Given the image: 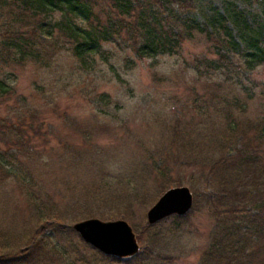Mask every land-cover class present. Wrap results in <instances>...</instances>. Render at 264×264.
Here are the masks:
<instances>
[{"label": "rangeland", "instance_id": "rangeland-1", "mask_svg": "<svg viewBox=\"0 0 264 264\" xmlns=\"http://www.w3.org/2000/svg\"><path fill=\"white\" fill-rule=\"evenodd\" d=\"M105 2L96 0L101 7ZM211 9L224 15L235 37L252 29H262L264 33V0H192L185 12L203 25L204 15ZM234 17L237 24L231 22ZM212 44L201 34L183 41L175 53L133 58L130 64L122 60L120 52L112 50L106 58L95 55L90 67L79 68L68 51L60 50L49 65L28 62L3 67L0 74L10 89L0 94V117L14 124L9 130L21 129L18 133L26 137L28 148L9 146L5 138H0V227L27 229L36 239L40 231L52 234L54 227L65 226L68 218L69 226L86 217L121 218L130 225L138 243L136 253L125 257L127 262H108L78 247L76 256L84 259L80 261L66 251L71 246L67 239L70 243H59L61 257H51L47 263L198 264L214 222L210 209L203 204L206 193L200 189L202 183L196 190L186 180L160 187L162 176H155L154 167L160 158L156 154L161 149L160 135L165 130L159 119H182L195 114L192 95L200 94L205 85L186 61L200 53L213 56ZM239 76L244 82L261 85L264 66L253 70L249 79H245L244 72ZM258 88L257 85L255 89ZM102 91L108 100L97 99V92ZM260 98H246L243 113L237 105L242 104L243 97L237 98V104H230L237 105L239 111L235 109L242 116L257 120L255 117L264 115ZM17 111L21 119L16 117ZM261 141L264 151V136ZM20 170L28 179L20 181ZM183 170L169 176L187 178L189 169ZM177 185L189 188V209L165 216L160 223L148 227L146 224L151 223L146 220L147 207L166 188ZM106 186L114 187L121 195L129 190L135 195L125 198V205L116 214L101 200L94 201L91 192L81 197L80 204L67 202L76 196L79 187L89 192L93 187ZM35 194L49 201L45 205L66 219H38L39 210L28 198ZM151 230L160 235L154 243L147 239Z\"/></svg>", "mask_w": 264, "mask_h": 264}, {"label": "trees", "instance_id": "trees-1", "mask_svg": "<svg viewBox=\"0 0 264 264\" xmlns=\"http://www.w3.org/2000/svg\"><path fill=\"white\" fill-rule=\"evenodd\" d=\"M190 6L192 0H106L103 7L96 0H0V71L11 63L49 65L60 50L68 51L77 66L86 69L95 55L106 58L118 51L130 64L133 58L175 53L183 41L197 35L212 41L213 56L200 53L186 61L195 77L205 83L202 92L191 98L195 114L159 119L165 130L160 135L161 149L156 153L160 158L154 173L162 176L160 187L186 180L196 190L202 183L200 189L206 193L203 204L210 209L214 222L198 264H264V115L252 120L237 112V105L242 113L246 111L245 100L253 96H261L264 109V83L244 82L239 76L244 72L249 79L253 70L264 66V33L252 29L235 37L217 9L206 13L200 25L186 14ZM235 18L231 19L233 24H237ZM9 89L0 74V94ZM97 96L98 100H108L103 91ZM239 97H243V105L237 104ZM233 101L237 105H231ZM15 114L21 119L20 112ZM8 121L0 117V138H5L9 146L27 149L26 137L18 133L21 129L9 130L14 124ZM186 168L187 178L169 176ZM20 174V181L29 177L22 170ZM78 189L67 202L80 204L81 197L91 192V198L108 205L112 214L125 205V198L135 195L130 190L121 195L109 186L93 187L89 192ZM28 196L39 210L38 219H66L45 205L49 201H43L40 195ZM65 221L67 224L54 227L52 234L36 233V239L27 229L1 226L0 264H48L49 258L61 257V242H71L66 251L75 256L81 247L108 262L128 261L95 250L70 228L69 218ZM159 236L151 230L147 239L154 243ZM78 256L84 262L82 255Z\"/></svg>", "mask_w": 264, "mask_h": 264}, {"label": "water", "instance_id": "water-1", "mask_svg": "<svg viewBox=\"0 0 264 264\" xmlns=\"http://www.w3.org/2000/svg\"><path fill=\"white\" fill-rule=\"evenodd\" d=\"M190 204L191 192L186 185L168 187L146 209V220L154 223L170 214H182ZM70 226L85 243L104 254L125 258L138 249L135 235L124 219L86 217L72 222Z\"/></svg>", "mask_w": 264, "mask_h": 264}]
</instances>
